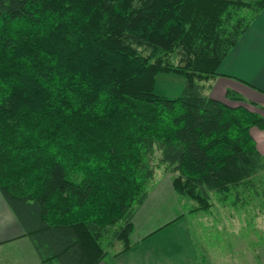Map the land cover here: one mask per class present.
<instances>
[{
  "label": "trees",
  "instance_id": "16d2710c",
  "mask_svg": "<svg viewBox=\"0 0 264 264\" xmlns=\"http://www.w3.org/2000/svg\"><path fill=\"white\" fill-rule=\"evenodd\" d=\"M264 0H0V193L44 264L131 246L163 166L185 212L264 203L263 116L205 93ZM158 73L183 77L154 92ZM158 150L157 161H155Z\"/></svg>",
  "mask_w": 264,
  "mask_h": 264
},
{
  "label": "crops",
  "instance_id": "0c3cea01",
  "mask_svg": "<svg viewBox=\"0 0 264 264\" xmlns=\"http://www.w3.org/2000/svg\"><path fill=\"white\" fill-rule=\"evenodd\" d=\"M205 93L230 105H244L264 118V8L221 61ZM250 134L264 156V127L253 126ZM183 213L171 182L162 181L149 190L147 198L133 214L131 246L124 251L114 250L113 261L108 263L105 260L109 255L107 249L119 246V241L103 243L105 254L95 264H190L183 253L173 257L165 244H155L159 232ZM161 240L167 237L162 235ZM185 257L188 261L184 262ZM0 264H44L27 229L1 193Z\"/></svg>",
  "mask_w": 264,
  "mask_h": 264
},
{
  "label": "rangeland",
  "instance_id": "374dc122",
  "mask_svg": "<svg viewBox=\"0 0 264 264\" xmlns=\"http://www.w3.org/2000/svg\"><path fill=\"white\" fill-rule=\"evenodd\" d=\"M182 88V76L157 74L155 93L175 97ZM155 153L157 161L158 150ZM162 181L171 182L169 175L163 172V166H156L148 190ZM261 186L264 187V182ZM211 201L213 205L209 210L194 213L185 212L179 204L184 212L181 217L159 232L156 242L154 238L151 241L165 244V249L173 257L183 253L190 264H264V203L257 199L246 206L233 205L231 200L221 203L213 194ZM162 235L167 240H161ZM107 241L106 237L102 243L106 245ZM118 245L107 249L109 255L105 260L108 263L113 261L111 253L122 248L121 242ZM188 260L184 258V262Z\"/></svg>",
  "mask_w": 264,
  "mask_h": 264
}]
</instances>
